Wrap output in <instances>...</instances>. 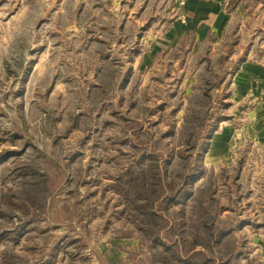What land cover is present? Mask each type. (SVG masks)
Here are the masks:
<instances>
[{"label":"rangeland","instance_id":"374dc122","mask_svg":"<svg viewBox=\"0 0 264 264\" xmlns=\"http://www.w3.org/2000/svg\"><path fill=\"white\" fill-rule=\"evenodd\" d=\"M0 264H264V0H0Z\"/></svg>","mask_w":264,"mask_h":264},{"label":"crops","instance_id":"0c3cea01","mask_svg":"<svg viewBox=\"0 0 264 264\" xmlns=\"http://www.w3.org/2000/svg\"><path fill=\"white\" fill-rule=\"evenodd\" d=\"M193 8V7H192ZM194 9V8H193ZM201 8L199 7L198 9H197V12H201V10H200ZM194 12H195V9H194Z\"/></svg>","mask_w":264,"mask_h":264}]
</instances>
